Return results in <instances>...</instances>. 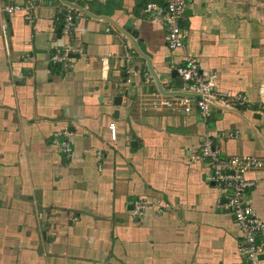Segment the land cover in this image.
<instances>
[{
	"label": "crops",
	"instance_id": "crops-1",
	"mask_svg": "<svg viewBox=\"0 0 264 264\" xmlns=\"http://www.w3.org/2000/svg\"><path fill=\"white\" fill-rule=\"evenodd\" d=\"M160 1L0 0V264H248L209 164L191 157L208 138L261 162L246 198L264 224V0H186L185 51L144 11ZM66 47L68 67L52 63ZM185 56L246 102L212 104L206 120L152 107L196 98L177 74ZM64 131L69 156L52 142Z\"/></svg>",
	"mask_w": 264,
	"mask_h": 264
},
{
	"label": "built area",
	"instance_id": "built-area-1",
	"mask_svg": "<svg viewBox=\"0 0 264 264\" xmlns=\"http://www.w3.org/2000/svg\"><path fill=\"white\" fill-rule=\"evenodd\" d=\"M186 0H161L160 3H149L144 11L159 18L166 28L165 41L167 47L174 50L185 51V33L180 28V20L185 10ZM3 11L7 15L23 12L28 22L33 20L32 5H5ZM73 26V15L67 14L64 18V29L68 31ZM4 29V27L2 28ZM72 50L64 48L60 55L52 58V63H62L68 67L69 55ZM123 59L127 64L126 73H131V55L129 47H124ZM177 74L181 81L190 86L197 96L195 100L189 98H163L159 102L152 103V107H164L167 109H179L184 113L196 110L199 116L206 120L211 118V102L221 108H227L231 102L243 104L246 98L240 95L220 93L214 90L215 76L208 77L200 73L197 62L189 57H184L183 64L178 67ZM149 82V79L146 78ZM261 93V92H260ZM109 133L111 140H115V126L110 124ZM230 137L235 135H229ZM52 142L58 150L66 156L71 155L73 149L67 133L56 132ZM100 156V153L97 154ZM191 160L194 162H207L210 172L207 181L219 189L224 198L222 208L229 213L237 224L241 233L239 251L248 264H264V247L258 242V237L264 229L263 222L257 217L252 204L247 200L246 194L254 186V182L246 178V173L262 167L261 162L253 157L233 156L222 157L221 152L212 141L205 138ZM137 213L144 210L145 204L139 201L136 204Z\"/></svg>",
	"mask_w": 264,
	"mask_h": 264
},
{
	"label": "water",
	"instance_id": "water-1",
	"mask_svg": "<svg viewBox=\"0 0 264 264\" xmlns=\"http://www.w3.org/2000/svg\"><path fill=\"white\" fill-rule=\"evenodd\" d=\"M127 28H131L132 26L130 25V24H128V25H125ZM130 29H127V30H124V29H120V32H122L125 36H128L129 37V39H131L132 40V42H133V45H134V47L136 48L137 47V45H136V43H135V38H136V34L135 33H131L130 31H129ZM70 56H72V55H70ZM146 56V55H145ZM146 60H147V58L146 57H144ZM147 63L149 64V62L147 61ZM149 69H150V71H151V68L149 67ZM155 81H157L156 79H155ZM158 85V84H157ZM158 87H159V89H161V87L158 85Z\"/></svg>",
	"mask_w": 264,
	"mask_h": 264
},
{
	"label": "rangeland",
	"instance_id": "rangeland-1",
	"mask_svg": "<svg viewBox=\"0 0 264 264\" xmlns=\"http://www.w3.org/2000/svg\"><path fill=\"white\" fill-rule=\"evenodd\" d=\"M186 86H187V89H188V91H185V93H188L190 90H189V87L190 86H188L187 84H186ZM191 89V91H193L192 93H194V90L192 89V88H190ZM214 90H215V87H214ZM216 91V90H215ZM218 92V91H217ZM221 93V92H220ZM233 95V94H232ZM195 97L197 98V96L195 95ZM179 98H189V99H192L193 97H191V96H189V95H183V96H181V97H179ZM196 98H193L192 100H195ZM216 101H212L211 102V104H213V103H215ZM184 113V112H183Z\"/></svg>",
	"mask_w": 264,
	"mask_h": 264
},
{
	"label": "trees",
	"instance_id": "trees-1",
	"mask_svg": "<svg viewBox=\"0 0 264 264\" xmlns=\"http://www.w3.org/2000/svg\"><path fill=\"white\" fill-rule=\"evenodd\" d=\"M60 18H61V20H63V18H64V14H63V15H61V16H60Z\"/></svg>",
	"mask_w": 264,
	"mask_h": 264
}]
</instances>
